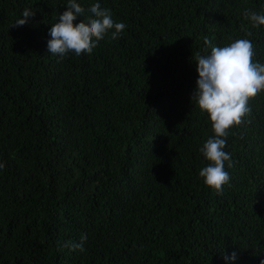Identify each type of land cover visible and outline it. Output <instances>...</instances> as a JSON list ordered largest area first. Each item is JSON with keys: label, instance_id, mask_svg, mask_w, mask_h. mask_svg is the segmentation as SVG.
Returning <instances> with one entry per match:
<instances>
[{"label": "trees", "instance_id": "1", "mask_svg": "<svg viewBox=\"0 0 264 264\" xmlns=\"http://www.w3.org/2000/svg\"><path fill=\"white\" fill-rule=\"evenodd\" d=\"M68 3L0 0V264H260L264 92L229 132L222 194L199 177L214 133L191 95L205 37L250 39L264 63L243 16L264 0H76L74 24L99 3L126 27L61 59L47 42Z\"/></svg>", "mask_w": 264, "mask_h": 264}, {"label": "clouds", "instance_id": "2", "mask_svg": "<svg viewBox=\"0 0 264 264\" xmlns=\"http://www.w3.org/2000/svg\"><path fill=\"white\" fill-rule=\"evenodd\" d=\"M66 8L59 15L58 22L51 26V39L47 42L48 52L61 59L70 52L76 56L91 54L110 30L115 29L111 35L115 40L126 27L123 23H116L111 11L102 8L99 3H94L88 9L91 15L87 22L82 20L77 24L74 21L84 15L85 9L76 0H69ZM33 15L34 12L25 8L21 13L22 18L17 19L13 27L26 25ZM243 16L252 27L264 25V13L245 11ZM243 30L247 36L252 35L247 29ZM204 44L210 48V54H195L198 79L191 102L195 101L201 112L207 113L214 135L199 149L209 162L199 171V177L206 187L222 194L224 186L231 179L225 170L226 162L228 167L232 166L231 154L225 151L227 137L230 130L242 124L244 117L250 113V99L264 92V63L255 61V46L250 39H236L219 47L212 45L205 37ZM4 167L5 164L0 162V170ZM86 240V234L82 235L79 243L71 244V249L84 251ZM223 258L234 261L237 253L233 252L231 257L224 255ZM260 264H264V259L260 260Z\"/></svg>", "mask_w": 264, "mask_h": 264}]
</instances>
